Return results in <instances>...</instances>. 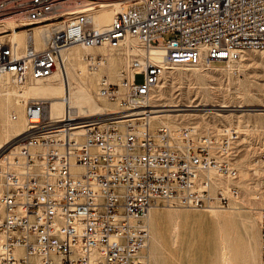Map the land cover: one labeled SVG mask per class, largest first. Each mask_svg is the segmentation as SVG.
I'll return each mask as SVG.
<instances>
[{
  "label": "built area",
  "instance_id": "2783aa9c",
  "mask_svg": "<svg viewBox=\"0 0 264 264\" xmlns=\"http://www.w3.org/2000/svg\"><path fill=\"white\" fill-rule=\"evenodd\" d=\"M115 4L109 23L95 26V13ZM7 19L25 22L14 29L28 38L19 45L10 28L0 32V84L7 73L18 81L53 74L73 43L116 47L131 35L145 52L130 58L129 78L121 70L123 92L102 76L99 94L118 103L114 112L79 119L67 107L53 118L47 99L25 101L27 129L0 153V264H148L149 209L232 207L239 130L152 128L150 92L164 66L150 51L191 66L264 51V0H0V22ZM34 26L43 29L40 45ZM257 160L264 192V146ZM219 179L232 181L223 188ZM258 224L264 264V205Z\"/></svg>",
  "mask_w": 264,
  "mask_h": 264
},
{
  "label": "rangeland",
  "instance_id": "374dc122",
  "mask_svg": "<svg viewBox=\"0 0 264 264\" xmlns=\"http://www.w3.org/2000/svg\"><path fill=\"white\" fill-rule=\"evenodd\" d=\"M2 26L4 24L0 25V27ZM77 48L81 54L84 53V49H81L79 46ZM86 53L99 54L97 52ZM235 62L229 68V64L224 62H217L209 68L203 66L198 69H186V67L177 66V68L165 70L151 88V104L157 105L152 110L185 109L184 111L176 112L178 116H172V118H169L172 119L170 121L163 119L172 128L192 125L200 131H205L208 129H218L223 125L235 124L234 126H237L240 132L237 142L238 153L235 158L238 176L240 172L239 168L241 169L245 164H254L259 172L257 175L249 174V185L246 186V188L249 187L248 189L239 184L237 177L235 183L239 188V196L236 201L229 208L217 207L221 209L217 213H221L219 216L223 220L220 225L211 220L210 214L212 212L207 209L178 206L174 210L166 205L151 208L154 209V212L159 213L156 215L155 225L162 240H160L161 244L158 243L159 245L153 243L151 235L152 222L151 219L147 218L150 230L149 247L154 246L153 251L155 252H153V257H155L154 260L159 264H221L219 257V237L221 233H226L227 238L231 239L229 241L222 234L229 241V245L231 243L230 246L232 255L234 256L233 260L236 262L235 264H241L240 262L242 261L243 264H246V262L247 264H261L260 243L258 240V210L262 205L258 203L254 205L253 201L246 200V198L250 199V196L256 194L260 199L264 200V192L260 189L261 165L257 160L258 151L264 146V52L260 53V50L251 49L245 50ZM82 63L86 67V62L82 61ZM214 67H225V69ZM121 69H124L123 65ZM142 78V73L134 75L135 82H140ZM119 90L123 92L124 88L120 86ZM101 98L104 99H99V104L102 108H105L108 103H117L115 100H109L102 96ZM117 107H119L118 103ZM10 113L18 116L23 115V106L20 105L10 110ZM100 113H106V111H101ZM100 116L102 114L78 118L87 119ZM237 120L240 122L238 123ZM160 124H154L151 121L150 126L155 128ZM16 139L17 137L13 139L9 136L8 139H5L0 136V153L7 145L16 141ZM246 156L247 158H244ZM239 161L240 163H238ZM242 162L245 163L243 164ZM251 186L254 191L251 189ZM172 213H178L179 217L174 216ZM202 220L204 224H202ZM206 220L208 221L207 224ZM175 225L178 228V236L175 240H172ZM229 230H234V234L231 232V235ZM245 248L246 251L248 250V254L244 252L246 254L244 258L243 251H245ZM239 249L241 252H239ZM252 254L254 255L252 256ZM246 258L249 259L247 260ZM149 262L151 264L150 257Z\"/></svg>",
  "mask_w": 264,
  "mask_h": 264
},
{
  "label": "bare ground",
  "instance_id": "6f19581e",
  "mask_svg": "<svg viewBox=\"0 0 264 264\" xmlns=\"http://www.w3.org/2000/svg\"><path fill=\"white\" fill-rule=\"evenodd\" d=\"M119 9H120V6L118 4H115V5L110 6V7H104L102 9H100L97 13H95V15L93 17V21H94L95 26L103 27V26L107 25L109 23L112 15H113V13L115 11H118ZM0 24H4V26L0 27V32L6 28H10L11 31L6 33V34L11 39L16 40L19 43V45L25 44V42L28 38V34H27L28 31H26L23 28L22 29H14V27L16 25H19V24L23 25V24H25V22H18L16 24L15 21L7 19V20L2 21V23L0 22ZM19 32H21V33H19ZM41 34H43L42 27L34 26L32 28V35H33V38H34L35 43L37 45H40L39 37L41 36ZM77 46H79L81 49H84L83 54L80 53ZM86 52H97V53H99L101 55L100 62L97 63V65H95V66L91 65L85 58ZM144 52L145 51H144L143 47H141L140 42L137 39V37L131 36V35L126 36L123 39V41L120 43V45L116 46V47L108 46L105 43H101V44L91 46V47H82L80 44L73 43V44L68 45L67 47H65L62 50V52H61L62 64H61L60 69H58L56 72H54L53 74H51L47 77L37 78V79H32V78L26 79L25 78V79L18 81L16 79H14V77H12L9 73L5 74L4 79L0 84V136L4 137L5 139H8V137L11 136L14 139L20 133H22L23 131H25L27 129V121H26V117H25V113H24V103L29 98L47 99L49 102L50 116L53 118L54 117L55 118L61 117L64 114V111L67 109V107H70V111L72 112L73 116H75V117H83V116L95 115V114L96 115L97 114H104V113H100L101 111H106V113L116 111L118 109L117 103H108V104H106L105 108H102L99 104V99H102L101 95L99 94V85H100L101 80L103 78L102 76H104L103 74H106V77L109 81L117 82L122 86L123 85V81H122L123 75L121 72L122 65L124 66V69L126 68L128 70V78H129L130 71H131V68L129 67L130 58L134 55L142 56L144 54ZM261 52H264V51L260 50V53ZM161 53L162 52H161L160 48H153L150 51V57L154 61L162 63L164 66V71L165 70L167 71V70H170L173 68H177V66H182L184 68L186 67V69L187 68H189V69L197 68L198 69V68H201L203 66H206V68L211 67V66L207 65L206 63H199V64L193 65V66L183 64V63L166 64L165 62L162 61ZM82 61L86 62V65H85L86 67H84ZM233 63H236V62L235 61L229 62L228 68L231 67V65ZM214 68L223 69V70L225 69V67H214ZM151 98L152 97L150 95V100H149V106L151 109L150 123L152 121L154 124H158V123L167 124L168 122L165 123V121H163V119L170 121L172 119H169V118H172V116H176L178 114L176 112H180V111L185 110V109H174V108H173L174 110L172 108H171V110H169V109L166 110L165 108H164L165 110H162V109L161 110H152V108L157 107V105H155L154 103L151 104V102H152ZM102 100H104V99H102ZM20 105L23 106L24 117H23V115L18 116L16 114H12V113L9 114L10 110L17 108ZM175 107H176V105H175ZM186 114H188V113H186ZM12 115H15V118H13ZM237 122L239 123L240 121L237 120ZM237 125H239V124H237ZM76 126H79V125H76ZM244 158H247V156ZM244 160H247V159H244ZM238 163H240V161ZM239 171H240L239 176H238L239 184H241L243 187L245 186V189H248L249 187L246 188V186L249 185V182H248L249 174L252 173L254 175L255 174L257 175L259 173L258 169L256 168V166L254 164L253 165H246L245 164V165H243V167L241 169L239 168ZM261 172H262V168H261ZM250 179H252V178H250ZM236 180L237 179H235V181ZM229 181L231 182L232 180H230V179H219L217 181L216 185L224 188L226 185L229 184ZM251 189H252V186H251ZM246 200L253 201V204L255 203L254 205H256V203H258L260 205H264V200L260 199L256 194H253L252 196H250V199L246 198ZM168 207H171L174 210H175V208H178L176 206H168ZM234 209H236V208H234ZM0 210H1V207H0ZM207 210L212 212L211 214L209 213L211 215L210 216L211 220L220 225L223 220L221 219V216H219L221 213L218 214L217 212H218V210H221V209L212 206V207L208 208ZM236 210H234V211H236ZM157 214H159V213L154 212V209H149V211L147 213V218L151 219V222H152L151 235H152L153 243L161 244L160 240H162V238H161L160 233L158 232V229L156 228V225H155L156 224L155 220H156ZM173 215L176 217H179L178 213L173 214ZM228 216H231V215H228ZM227 218H229V217H227ZM228 221H229V219H228ZM207 222L208 221L206 220V224H207ZM241 223H242V221H241ZM202 224H204L203 220H202ZM233 226H234V224H233ZM258 230L256 229V231H258ZM219 231H220V229H219ZM233 231H230V234H231V232H232V234H234ZM218 234H219V232H218ZM222 234H224V233H221V236L219 237L220 238L219 239L220 240V247H219L220 248V256H219L220 262H221V264H235L236 262H234V260H233L234 256L232 255V249L230 246L231 243L229 245V241L231 239H228L227 235L225 233L224 235L229 240L228 241L225 238V236H223ZM177 236H178V228L175 225L174 231L172 234V240L173 239L175 240ZM258 240L260 243V238ZM240 243H241V241H240ZM238 245H239V243H238ZM244 245H246V244H244ZM159 247H161V246H159ZM237 247H239V246H237ZM248 247H250V246H248ZM242 249H243V247H242ZM153 250H154L153 245L148 248V253H149V257L151 259V264H159L154 260L155 257H153V255H154L153 252H155V251H153ZM247 251L245 248V251H243V253L246 252L248 254ZM239 252H241V250ZM240 254H242V253H240ZM245 255L246 254L244 253V256H243L244 258H245ZM253 255L254 254H252V256ZM250 262H251V259H250ZM240 263L243 264V261ZM254 263H255V261H254ZM246 264H247V262H246Z\"/></svg>",
  "mask_w": 264,
  "mask_h": 264
},
{
  "label": "crops",
  "instance_id": "0c3cea01",
  "mask_svg": "<svg viewBox=\"0 0 264 264\" xmlns=\"http://www.w3.org/2000/svg\"><path fill=\"white\" fill-rule=\"evenodd\" d=\"M148 264H150V262H148Z\"/></svg>",
  "mask_w": 264,
  "mask_h": 264
}]
</instances>
